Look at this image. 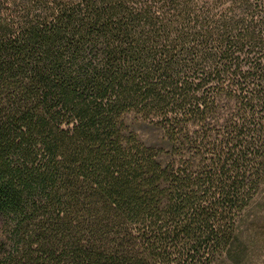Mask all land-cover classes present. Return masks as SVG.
<instances>
[{"label": "trees", "instance_id": "obj_1", "mask_svg": "<svg viewBox=\"0 0 264 264\" xmlns=\"http://www.w3.org/2000/svg\"><path fill=\"white\" fill-rule=\"evenodd\" d=\"M0 264H264V0H0Z\"/></svg>", "mask_w": 264, "mask_h": 264}, {"label": "rangeland", "instance_id": "obj_2", "mask_svg": "<svg viewBox=\"0 0 264 264\" xmlns=\"http://www.w3.org/2000/svg\"><path fill=\"white\" fill-rule=\"evenodd\" d=\"M0 227H1V218H0Z\"/></svg>", "mask_w": 264, "mask_h": 264}]
</instances>
